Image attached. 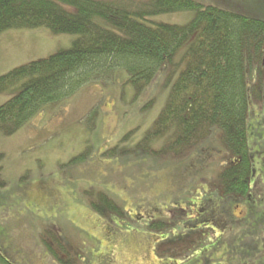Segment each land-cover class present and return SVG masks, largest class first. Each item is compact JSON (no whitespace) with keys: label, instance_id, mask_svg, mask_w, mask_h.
Returning a JSON list of instances; mask_svg holds the SVG:
<instances>
[{"label":"rangeland","instance_id":"rangeland-1","mask_svg":"<svg viewBox=\"0 0 264 264\" xmlns=\"http://www.w3.org/2000/svg\"><path fill=\"white\" fill-rule=\"evenodd\" d=\"M135 1L147 3L151 0ZM194 1L238 15H247L242 14L248 11L240 4L243 1L260 2L264 6V0ZM62 6L70 12L76 11L74 7ZM194 16L195 11L184 10L160 13L146 19L155 27L159 24L183 26ZM247 16L264 20V15ZM99 22L113 28L102 19ZM197 35L189 37L173 57L163 63L143 91L138 93L128 83L126 70L120 69L113 82L87 84L75 95L44 106L15 134L5 135L8 142L17 138L11 149L0 153V174L9 186L22 172L26 173L18 176L17 181L26 184L32 183L33 171H47L52 180L47 191L41 188L35 192L0 188V192H6L0 195V250L12 263L174 262L169 259L172 252L168 249L175 239H165L162 233L173 226H166L167 221L170 224L177 218L185 220L191 216L187 212L188 206L174 207L180 192L191 182L187 176L188 166V170L181 169L179 164L182 159L185 162L184 158L192 156L191 153L204 149L209 138L178 153L164 151L174 139V130L152 138L146 148L140 145L165 108L175 80L186 69L191 58L189 48ZM77 38L76 34H56L47 27L6 30L0 34V76L15 67L69 50ZM245 67L249 89L247 140L252 147L255 168L250 184L256 188L258 180L264 179V107L258 111L260 106L255 104H264V97L256 100L252 88L261 84L264 89L261 71L264 69V53L259 58L246 57ZM13 96L10 91L1 93L0 106ZM94 111L95 126L91 128L92 123L88 124L85 118ZM32 142H35L34 146L22 148ZM114 148L113 154L107 153ZM82 155L85 158L78 160ZM101 193L107 194L121 212L105 206ZM253 199L256 201L249 207L252 212L250 220L258 225L264 222V196L258 194ZM218 200L227 206L224 199ZM5 212L12 220L8 224ZM231 225V229L238 226ZM10 232L14 235L9 236ZM208 237L195 239L194 246L206 248L217 243L213 235ZM214 257L199 252L197 260L201 264H212L218 261ZM262 263L264 256L258 261V264Z\"/></svg>","mask_w":264,"mask_h":264},{"label":"trees","instance_id":"trees-1","mask_svg":"<svg viewBox=\"0 0 264 264\" xmlns=\"http://www.w3.org/2000/svg\"><path fill=\"white\" fill-rule=\"evenodd\" d=\"M62 4L76 9L68 11ZM184 10L195 11L187 25L147 23V17ZM99 19L113 28L104 26ZM47 27L56 34H76L69 50L15 67L0 76V94L14 96L0 106V132L12 135L44 106L75 95L90 83H111L125 69L137 92L154 79L192 35L195 37L186 69L175 80L165 108L140 145L171 130L174 139L164 151L183 152L206 138L212 128L234 156L220 174L227 195H246L252 161L248 142L249 89L246 57L264 53V20L231 13L194 0H0V34L10 29ZM261 71L264 74V69ZM258 101L264 97L258 84L252 88ZM95 113L86 121L95 126ZM116 149L108 151L113 154ZM85 155L78 157V160ZM1 173V172H0ZM6 182L0 174V188ZM105 206L119 211L101 193ZM0 264H14L0 250Z\"/></svg>","mask_w":264,"mask_h":264},{"label":"crops","instance_id":"crops-1","mask_svg":"<svg viewBox=\"0 0 264 264\" xmlns=\"http://www.w3.org/2000/svg\"><path fill=\"white\" fill-rule=\"evenodd\" d=\"M240 4L245 5L246 10H248L242 12V14L264 15V6L260 2L255 4L243 1ZM255 106H260L257 108L259 111L263 109L264 104L259 102ZM210 132L207 136L210 140L206 139V142H208L206 147L201 148L198 152L191 153L192 156L184 158L185 162L182 159L179 164L181 169L188 170L189 168L190 171L187 176H189L191 182L187 184L189 187L187 186L186 189L180 192V197L174 202V207L185 208V206H188L187 212H190L191 216L185 220H178L177 218L170 224L167 221L166 226H173L164 231L162 236L165 239L168 237L175 239L172 247L168 249L169 252H172V257L169 256V259L174 260L171 264H201L197 258L199 252H203V254L215 256L214 260H218L212 264H258V261H261L264 256V222L258 225L253 224L254 220H250V213L252 212H250L249 207L251 202L256 201V199H253L254 196L258 194L264 196V179L261 177L258 180L256 188L250 184L249 191L246 194L248 198H245L246 196L243 198L242 195L238 194L225 195L222 184H220V174L229 167L234 160V156L229 152L223 140L222 129L215 126ZM5 135L0 132V153L6 149H11L16 142L15 140H17L15 138L14 141L8 142L7 135ZM34 145L35 142H32V144L23 145L22 148L25 149ZM250 161L253 164V171L255 168L252 156ZM64 172L62 173L63 177L65 176ZM24 173L26 172H22L18 176ZM18 176L12 181V186H9L8 182L5 181L7 191L9 187L10 189L18 188L26 192H32L33 190L35 192L38 188L47 191L52 182L47 171H33L32 183L28 184L23 183L22 180H20V184V181H17ZM251 176L253 177V172ZM2 193L5 194L6 192H0V195ZM218 199H224L227 206L222 205V202ZM4 216H7L6 212ZM6 220L7 224L12 221L9 220L8 216ZM101 220L98 219L100 222ZM231 224H238V226L236 229H231ZM12 235L14 233L10 232L9 236ZM209 235H213L218 240L216 244L206 248L194 246L195 239L205 240L209 238ZM176 240H179V242ZM183 240L185 241L183 242Z\"/></svg>","mask_w":264,"mask_h":264}]
</instances>
